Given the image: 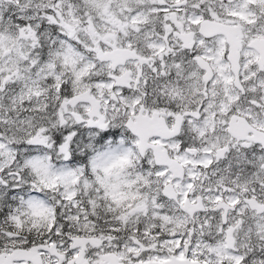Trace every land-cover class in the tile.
Here are the masks:
<instances>
[{"label":"snow or ice","instance_id":"1","mask_svg":"<svg viewBox=\"0 0 264 264\" xmlns=\"http://www.w3.org/2000/svg\"><path fill=\"white\" fill-rule=\"evenodd\" d=\"M0 264H264V0H0Z\"/></svg>","mask_w":264,"mask_h":264}]
</instances>
